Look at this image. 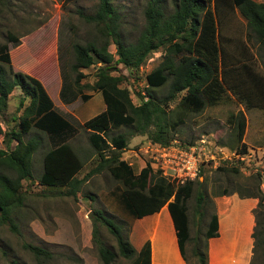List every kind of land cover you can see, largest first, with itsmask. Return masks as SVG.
Returning <instances> with one entry per match:
<instances>
[{"label":"trees","instance_id":"16d2710c","mask_svg":"<svg viewBox=\"0 0 264 264\" xmlns=\"http://www.w3.org/2000/svg\"><path fill=\"white\" fill-rule=\"evenodd\" d=\"M173 10L164 13V0H147L143 10L145 18L144 28L132 42H124L118 31V16L111 4V0H98L94 13L84 15L88 21L99 26V34L104 37L102 43L95 40L84 44L72 43L73 62L70 70L74 73L72 83L78 86L83 76L81 70L94 63L102 65L97 68L96 77L91 88L99 92L103 101V109L84 120L81 127L88 130V140L95 152L97 162L90 172L105 169L109 175L118 180L123 189L117 197L125 213L132 219L157 212L163 205L175 232L178 251L187 264H206V238L216 235L217 216L210 214L206 229L203 231L202 247L194 246L191 256L194 263L186 255L185 241L188 239V219L186 215L185 200L190 196L192 186L200 184L197 178L189 179L183 183H175L153 170L148 161L134 172L131 165L119 158L117 150L124 148L126 137L117 133L109 137V143L104 134L109 129L120 126H132L135 134L145 135L149 142L167 146L179 125L183 124V114L187 112L198 113L205 105L212 106L217 103L226 86L235 96H244L249 99V106L264 109V76L262 71H250L248 54L243 44L237 43L244 54L241 57L230 55L228 62L223 61L221 55L226 42L218 39V19L227 17L233 10L212 9L211 0H171ZM235 6L236 13L244 20L248 29L247 37L254 40L258 52L264 57V3L253 0H228ZM218 14L216 21L215 16ZM217 23V24H216ZM108 37L114 44L116 59L107 50ZM7 42L13 46L18 45V39L10 32L6 33ZM165 48V54L158 64L144 75L145 91L139 96L138 103L131 102L129 91L119 85L122 75L110 74L113 64L120 63L130 74L135 71L149 52ZM27 61L34 63L27 52L22 50ZM16 61L14 65H19ZM37 63V62H36ZM6 65V68L3 66ZM241 70L240 80L232 76ZM232 73V74H231ZM232 78H226V75ZM243 79V80H242ZM167 83L166 94L157 98L154 89ZM14 87H18L21 97L18 108H22L17 124V130H10L4 139V146L0 148V224L7 222L13 227L11 213L20 205L21 180L31 176V156L38 147V139H21L31 129L41 131L48 138H54V145L46 149L41 156V172L38 182L46 187L66 188V193L75 195L80 190L84 180L75 175L83 163L75 150L65 141V134L71 130V124L54 107L41 82L34 76L21 70H12L10 55L6 43H0V109L5 107L6 100ZM71 86L61 83L58 97L61 101L69 103L74 100L75 91ZM182 92L177 101V110L173 115L163 107L173 101L176 95ZM81 99L86 100L90 95L82 94ZM24 100L27 103L24 104ZM235 127V135L228 145L230 149L245 152L246 145L242 141L245 128L243 114L238 111L231 116ZM104 133V134H103ZM1 135V128H0ZM13 145H11V143ZM111 147L116 151L104 154ZM107 149V150H106ZM110 150V149H109ZM216 170H231L234 167L217 166ZM5 170L13 174L4 173ZM199 168L197 175H201ZM258 175V174H257ZM244 193L239 190H221V195L236 192L239 197H254L257 199L252 210L254 225L251 237L253 246L248 264H264V202L257 184L246 183ZM204 196L198 192L196 202L199 206ZM122 208V207H121ZM95 218L106 228L113 237L116 247L114 251L95 239L96 251L101 264H110L116 255L127 260L126 264H150L149 243L145 241L135 250L128 241L126 231L123 232L120 223L117 224L111 217L99 211L93 213ZM123 221V220H121ZM125 222V221H124ZM127 225V229H128ZM95 234V231H92ZM36 257L49 258L48 251L34 245L23 244ZM73 260L82 264L76 256ZM13 264H16L13 261Z\"/></svg>","mask_w":264,"mask_h":264},{"label":"rangeland","instance_id":"374dc122","mask_svg":"<svg viewBox=\"0 0 264 264\" xmlns=\"http://www.w3.org/2000/svg\"><path fill=\"white\" fill-rule=\"evenodd\" d=\"M111 4L118 16V31L121 39L124 42L134 41L145 25L143 10L147 0H111ZM97 6L98 0H0V43H6L8 46L11 69L21 70L37 78L50 97L54 109L71 124V130L65 134L63 142L70 144L83 163L75 176L84 179L75 195L67 194L64 186L54 188L41 185L38 182L41 156L46 149L55 144V140L35 129L21 136L23 141L36 138L39 144L31 156V176L21 180L22 200L11 213L13 227L7 222L0 224V264H13V261L16 264H77V261L73 260L74 256L80 258L82 264H101L97 256L95 239L115 254L116 247L113 237L93 213L99 211L111 217L117 224L120 223L119 226L123 232L126 231V235L127 225L130 227L136 221L125 213L117 199L123 189L121 183L113 179L105 169L90 172L97 159L88 140L89 131L82 128L81 123L104 107L99 92L91 88L97 68L102 64L98 62L83 68L81 70L83 76L78 86L72 83L74 78V73L70 70V64L73 62L72 43L84 44L95 40L100 44L104 40L99 34V26L84 18V15L94 13ZM172 10V1L164 0V13L168 14ZM227 17L220 20L218 14L215 16L216 21L218 19L219 22L216 23L219 27V43L226 42L221 55L223 61L228 62L230 55L241 57L240 55L244 54V51L236 46L241 42L248 54L249 60L244 61L249 64L247 67L252 72L262 71L264 76V57L258 52L254 40L244 37V33L248 32L247 27L235 18V11ZM7 32L17 37V46L7 42ZM108 40L107 50L114 60L116 59L114 44L110 37ZM22 50L34 60L33 64L25 59L26 55H23L21 62L19 53ZM165 52L164 47L149 52L141 65L130 74L120 63L114 62V67L111 69V61L110 74L122 75L123 79L119 85L129 91L133 104L138 103L139 96L145 91V73L158 64L166 55ZM16 61L21 63L14 65ZM3 66L6 68V65ZM240 71L239 69L232 77L240 80ZM232 77L226 75V78ZM61 83L68 84L69 87L71 86V91H75L74 100L69 103L61 101L58 97ZM225 90V94L216 104L205 105L198 113H184L182 115L184 122L177 127L173 135L174 139L170 142L181 146H203L204 152L212 154L216 159V163H209L204 156L201 157L199 168L202 174L195 175L201 183H194L190 196L185 200L188 219V239L187 242L185 241V244L187 243L185 249L187 258L192 263L194 259L191 256V249L194 246L202 247L203 231L206 229L210 214H216L215 198L222 196V189L239 190L240 193H244L246 183L257 184L264 202V109L250 107L249 97L246 100L244 96L242 98L235 96L227 86ZM166 91L167 83L154 89L157 98L164 96ZM82 94L90 97L83 100L80 97ZM181 94L182 92H179L173 101L163 107L170 112L169 115L172 116L177 110V101ZM20 97L19 88L14 87L6 100L5 107L0 109V148L4 146V139L10 130L18 128L17 121L22 109L18 108ZM26 103L27 100H24V104ZM238 111L245 119L242 141L246 145L245 151L250 154L247 166L244 165V168L236 166L235 158L231 157L234 149L228 147L235 135L231 116ZM117 133L126 137L124 148L117 150L119 158L124 159L125 156L130 155L126 161L131 164L133 171L137 172L144 161L148 160V154L143 152L148 145V139L145 135L135 134L132 126L109 129L103 134L108 142L109 137ZM200 140L204 141L202 145L199 144ZM212 145L220 146L215 149L221 148L225 158L217 161L220 153H215ZM111 151L116 150L109 147L104 154ZM217 166L234 167L238 171L216 170ZM4 173L13 176L10 172ZM198 192L204 196L199 206L196 202ZM225 203L230 209L238 208L233 203L230 205V201ZM240 219L241 216L237 211L229 219L224 217L225 229H228L229 224L233 225ZM141 226L143 227L142 224H136L138 229H141ZM23 244L38 246L48 251L50 257H36ZM126 263V259L116 255L115 260L110 264Z\"/></svg>","mask_w":264,"mask_h":264},{"label":"crops","instance_id":"0c3cea01","mask_svg":"<svg viewBox=\"0 0 264 264\" xmlns=\"http://www.w3.org/2000/svg\"><path fill=\"white\" fill-rule=\"evenodd\" d=\"M253 1L264 3V0ZM210 7L221 10L231 9L235 11V18L245 24L244 20L236 13L235 6L230 5L228 0H211ZM245 36L246 33H244ZM226 201H230V205L232 203L236 205L237 210L228 208ZM215 202L217 204V229L215 236L205 240L206 264H248L253 246L251 233L254 218L252 210L256 206L257 199L239 197L237 193L232 192L215 198ZM236 211L241 216L240 221L236 223L232 221L234 224H229L228 229H225L224 217L229 219L234 213L236 214ZM137 223L142 224L143 227L138 229ZM127 238L135 250L148 241L150 264H187L178 251L175 232L165 205L157 212L136 218L134 224L128 228Z\"/></svg>","mask_w":264,"mask_h":264},{"label":"built area","instance_id":"2783aa9c","mask_svg":"<svg viewBox=\"0 0 264 264\" xmlns=\"http://www.w3.org/2000/svg\"><path fill=\"white\" fill-rule=\"evenodd\" d=\"M202 143H204V141L200 140L199 144L202 145ZM202 147L203 146L197 147L196 145L181 146L180 144L176 145L173 143H170L167 146H161L156 143L148 142V145L144 148L143 152L148 154L147 161L153 170L159 171L160 175L169 181L183 183L184 181L195 177L202 156H204V159L207 162L216 163V159L213 155L205 153ZM212 147L215 153H220L217 157V161L221 158H225L221 148L215 149L220 146L212 145ZM129 156L130 155L125 156L123 160L126 161V158H129ZM248 156H250V154L246 151L241 153L234 150L231 153V157H234L237 162L236 166H239L240 168H244V165L247 164Z\"/></svg>","mask_w":264,"mask_h":264}]
</instances>
